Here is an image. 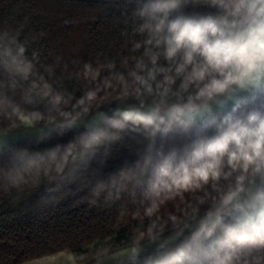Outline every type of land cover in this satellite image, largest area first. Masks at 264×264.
<instances>
[{
	"label": "trees",
	"instance_id": "trees-1",
	"mask_svg": "<svg viewBox=\"0 0 264 264\" xmlns=\"http://www.w3.org/2000/svg\"><path fill=\"white\" fill-rule=\"evenodd\" d=\"M153 2L0 0V131L28 122L47 128L0 148V264L66 249L84 264L179 225L264 175V82L186 129L178 122L159 128V113H131L133 104L216 95L240 71L199 57L187 62L183 52L169 56L170 34L156 31L162 14L151 12ZM218 12L181 0L168 20ZM118 110L153 123L117 127ZM97 114L92 129L78 123ZM225 117L241 120L240 135L230 129L233 139L211 157L197 153L173 167V154L179 162L219 136ZM206 251L204 264H264L260 245L225 239Z\"/></svg>",
	"mask_w": 264,
	"mask_h": 264
},
{
	"label": "clouds",
	"instance_id": "clouds-1",
	"mask_svg": "<svg viewBox=\"0 0 264 264\" xmlns=\"http://www.w3.org/2000/svg\"><path fill=\"white\" fill-rule=\"evenodd\" d=\"M180 2L181 0H155L150 4L152 13L162 14L156 25V31L159 32L166 27L170 34L167 39L169 56L183 52L187 62H193L199 57L211 68L234 65L240 69L234 82L241 90L245 89V86L240 83L242 76L249 77L250 83L258 82L252 86L259 85L264 80V0H210L211 5L219 9L218 13L178 15L175 19L168 20L169 13L176 9ZM229 79L233 77L229 76ZM231 98L226 97L222 103L218 104L222 105ZM210 112L211 108L208 104L191 116L184 115L179 120H174L166 112L161 111L156 123L160 128L162 124L170 125L172 122H178L186 129L198 118H203ZM117 115L120 119L113 121L117 127L123 126L121 121L146 122L139 119L140 116L135 118L129 116L127 111L118 110ZM248 116H252V113ZM252 118L255 119V117ZM225 121L228 126L222 129L221 134L207 142L194 145L188 158L176 162L175 154H173L174 158L171 161L173 167L186 163L197 153L205 158L211 157L220 148L210 150L209 144L219 140L224 147L233 139L231 134L225 135L230 129L236 135L241 134V128L235 127L241 120L232 122L231 117H225ZM259 128L260 139L264 140V119H261ZM255 135L253 133V139ZM257 145L260 144L256 143L255 146ZM243 191V186H239L234 191L228 192L230 194L227 193L221 198L219 205H214L213 210L208 211L200 220L188 239L173 251L166 253L159 251V254L149 257L146 264H204L200 254L207 255L206 250L218 242L217 233L240 245L264 246V191L257 192L253 202L246 206L250 211L236 202L238 194ZM163 248L164 245L161 244L160 249ZM220 264L224 262L221 261Z\"/></svg>",
	"mask_w": 264,
	"mask_h": 264
},
{
	"label": "crops",
	"instance_id": "crops-1",
	"mask_svg": "<svg viewBox=\"0 0 264 264\" xmlns=\"http://www.w3.org/2000/svg\"><path fill=\"white\" fill-rule=\"evenodd\" d=\"M198 4H211L210 0H194ZM264 80L261 81V83ZM240 83L245 86V89H240L236 84L232 87L221 91L220 93L197 100L196 105H202L206 107L210 105L211 111L215 109H221L226 105H232L242 100L243 98L250 95L259 85L252 86L258 82L252 81L249 82V77L242 76L240 77ZM226 97H232L227 100L224 104L222 103L223 99ZM215 100L216 102H213ZM158 113V111H157ZM206 116V115H205ZM244 191L238 194L237 201L240 204L244 205L245 208L248 204L253 202V199L257 192L264 191V175L256 177L249 182L242 185ZM219 205V203H218ZM208 209L202 211L200 214L188 219L187 221L176 225L166 231H163L157 235L148 237L143 240L133 242L128 245H124L112 250H109L84 264H146L147 260L151 256L159 254V251L170 252L173 251L176 247L182 244L186 239H188L193 230L198 226L200 220H202L208 211ZM246 210L250 211V209ZM187 224V227H185ZM155 237V239H153ZM222 234L217 233V243L224 241ZM215 243V244H217ZM163 244L164 248L160 249V245ZM214 244V245H215ZM23 264H78L69 249L59 251L57 253L44 256L38 259L27 261Z\"/></svg>",
	"mask_w": 264,
	"mask_h": 264
},
{
	"label": "rangeland",
	"instance_id": "rangeland-1",
	"mask_svg": "<svg viewBox=\"0 0 264 264\" xmlns=\"http://www.w3.org/2000/svg\"><path fill=\"white\" fill-rule=\"evenodd\" d=\"M194 101H182V102H166L160 104H133L129 105L131 109V113L140 114V115H149L152 113H160L177 111L182 115L191 116L193 113L199 111L202 108H205L202 105H196L197 103H192ZM196 102V101H195ZM207 115V114H206ZM101 114L92 115L87 118L79 120V124L85 125L92 129L101 119ZM202 119L198 118L197 120ZM47 132V128L45 127H35L32 126L29 122L25 123L23 127L16 129H8L0 131V148L10 142L17 141L20 139H24L29 136L34 135H42ZM218 206V204H215ZM212 206L209 209L213 210Z\"/></svg>",
	"mask_w": 264,
	"mask_h": 264
},
{
	"label": "snow or ice",
	"instance_id": "snow-or-ice-1",
	"mask_svg": "<svg viewBox=\"0 0 264 264\" xmlns=\"http://www.w3.org/2000/svg\"><path fill=\"white\" fill-rule=\"evenodd\" d=\"M218 86V85H217ZM129 116H133V114L128 113ZM139 119L145 120L147 123L151 124V118L149 117H145V116H140L138 117ZM260 145H257V148H259ZM216 148H223V144L222 142L218 141L217 143H215L214 145L210 146V150L211 149H216Z\"/></svg>",
	"mask_w": 264,
	"mask_h": 264
},
{
	"label": "built area",
	"instance_id": "built-area-1",
	"mask_svg": "<svg viewBox=\"0 0 264 264\" xmlns=\"http://www.w3.org/2000/svg\"><path fill=\"white\" fill-rule=\"evenodd\" d=\"M213 245H214V244H213ZM213 245H212V246H213ZM212 246H211V247H212ZM211 247H210V248H211ZM208 249H209V248H208Z\"/></svg>",
	"mask_w": 264,
	"mask_h": 264
}]
</instances>
